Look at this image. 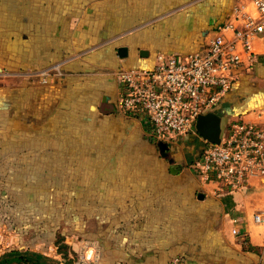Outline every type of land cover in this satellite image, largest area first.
Masks as SVG:
<instances>
[{
	"label": "crops",
	"instance_id": "obj_1",
	"mask_svg": "<svg viewBox=\"0 0 264 264\" xmlns=\"http://www.w3.org/2000/svg\"><path fill=\"white\" fill-rule=\"evenodd\" d=\"M241 7L256 15L251 0H0V80L27 72L9 90L0 81V184H24L27 194L37 186L41 201L54 198L50 183L60 199L72 192L74 227L100 264H264V224L254 222L264 183L219 192L193 172L201 141L189 138L188 156L161 150L142 121L117 109L116 72L204 53ZM252 57L243 55L247 70L215 111L223 128L238 119L264 127V38ZM64 62V76L37 86L33 74Z\"/></svg>",
	"mask_w": 264,
	"mask_h": 264
},
{
	"label": "built area",
	"instance_id": "obj_2",
	"mask_svg": "<svg viewBox=\"0 0 264 264\" xmlns=\"http://www.w3.org/2000/svg\"><path fill=\"white\" fill-rule=\"evenodd\" d=\"M256 12L235 10L234 22L226 24L206 51L187 57H157L152 70L135 69L115 73L119 83L118 113L142 121L156 141L172 144L184 137L204 145L200 159L192 166L204 184L215 182L219 192H245L252 181L264 178V127L238 119L225 128L219 145L207 143L196 130L200 115L215 112L247 70L243 55L253 59V44L264 38V0H251ZM58 64L35 73L43 84L63 75ZM254 222L264 224V212L257 210ZM236 234V231H234ZM85 244L82 263L99 261L98 250ZM94 250V258L91 251ZM170 264H179V259Z\"/></svg>",
	"mask_w": 264,
	"mask_h": 264
},
{
	"label": "rangeland",
	"instance_id": "obj_3",
	"mask_svg": "<svg viewBox=\"0 0 264 264\" xmlns=\"http://www.w3.org/2000/svg\"><path fill=\"white\" fill-rule=\"evenodd\" d=\"M2 27H4V23L2 24ZM6 36L9 37V32ZM26 74L27 72H20L13 73L12 76V74L5 73L1 77L2 80H0L3 82L1 87H5V89L9 90V88L16 83L13 79L14 77H27ZM58 78L60 77H56L53 81H56V79ZM25 80H23L24 82L21 83V88L27 87V85L29 86V84ZM35 83L37 84V86L41 87V85L39 84H42L47 87L51 86V84H54L55 82L45 85L41 82V80L40 83L35 80ZM51 105L52 103H48L46 106H44V113H47V110L51 108ZM124 117L129 119H136L132 116ZM147 134L149 136L150 132L147 131ZM188 140V137H184L170 145L174 148L178 146L177 149L180 150L179 153L182 152L183 156H188L189 154H191L190 150H194V147L187 144ZM181 146L182 148H180ZM197 161H195V165ZM4 172H8V169L2 170L1 173ZM18 175L19 181L21 177L25 176V170H18ZM4 179L9 180V176L6 175ZM70 180H72V177ZM44 182L47 185L46 179ZM47 186L52 190L54 197L50 201H41L38 199V197L40 198L42 194L40 196L37 195V186H34V191L27 194L26 185L24 184H0L1 248L4 251H8L11 249H33L46 254L52 259L60 261L61 264H95L94 262H96V260H91L89 263H82L81 261L84 245L86 243L90 244L91 241L88 239H84L85 237L83 234H79V231H77L76 229V225L78 223H76L74 227V222H79L80 219L79 215L81 212L77 210V208L79 207V202L74 200L72 192L67 191L65 193L64 190L61 194L60 199V187L57 184L50 183ZM13 188V191L17 194L18 201L16 203L10 204L8 202L9 199L5 198H9L7 192L8 190ZM83 212L84 211H82V213ZM9 213H11V215H9ZM56 235H65L66 239L64 240V242L68 246V248L66 249L62 247L61 251L64 253H69L66 261L58 254V248L55 246ZM91 251L93 252V255L91 254V256H93L94 258V250L88 249L87 255H89ZM99 262L100 259L98 261V264H100Z\"/></svg>",
	"mask_w": 264,
	"mask_h": 264
},
{
	"label": "trees",
	"instance_id": "obj_4",
	"mask_svg": "<svg viewBox=\"0 0 264 264\" xmlns=\"http://www.w3.org/2000/svg\"><path fill=\"white\" fill-rule=\"evenodd\" d=\"M216 111H218V108ZM199 142L200 141L198 139L196 138L193 139V143H195L198 147H199ZM200 143L202 144V148L201 147H199V149L196 148L194 153H192L191 155L192 160H194L193 162L199 160L202 154L204 145L202 142ZM65 239H66L65 235H58V236L56 235L55 246L58 248V254L66 261V258L68 257L69 253H64L61 251L62 247L66 249L68 248V246L64 242ZM254 253L259 254V252L257 251H255ZM175 259H179V264H185V260L182 256L173 258L170 261V263ZM0 264H61V262L52 259L46 254L42 252H38L33 249H11L8 251H4L2 252V254H0Z\"/></svg>",
	"mask_w": 264,
	"mask_h": 264
},
{
	"label": "water",
	"instance_id": "obj_5",
	"mask_svg": "<svg viewBox=\"0 0 264 264\" xmlns=\"http://www.w3.org/2000/svg\"><path fill=\"white\" fill-rule=\"evenodd\" d=\"M126 49L120 51L125 52ZM122 56V55H121ZM4 70L0 67V75ZM196 130L204 141L213 145H219L223 136L222 118L217 112L200 115L196 121ZM161 150L167 149L168 144L162 141L158 142ZM259 182L264 183V178L259 179Z\"/></svg>",
	"mask_w": 264,
	"mask_h": 264
}]
</instances>
